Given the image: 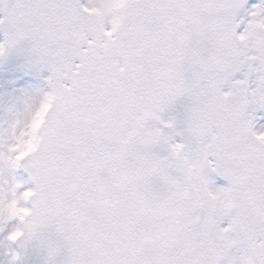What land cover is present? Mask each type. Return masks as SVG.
I'll list each match as a JSON object with an SVG mask.
<instances>
[{"label": "snow or ice", "instance_id": "1", "mask_svg": "<svg viewBox=\"0 0 264 264\" xmlns=\"http://www.w3.org/2000/svg\"><path fill=\"white\" fill-rule=\"evenodd\" d=\"M0 264H264V0H0Z\"/></svg>", "mask_w": 264, "mask_h": 264}]
</instances>
